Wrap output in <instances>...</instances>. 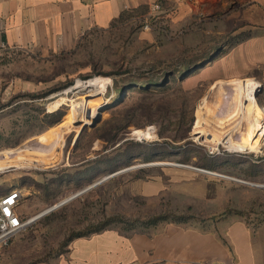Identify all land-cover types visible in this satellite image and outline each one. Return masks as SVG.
Wrapping results in <instances>:
<instances>
[{
    "label": "rangeland",
    "instance_id": "1",
    "mask_svg": "<svg viewBox=\"0 0 264 264\" xmlns=\"http://www.w3.org/2000/svg\"><path fill=\"white\" fill-rule=\"evenodd\" d=\"M157 18L150 29L136 18L113 22L57 52L0 51V159L7 152L53 159L0 169V200L17 194L16 210L30 221L101 181L29 222L0 249V264L54 263L70 251V237L104 224L87 236L157 232L172 221L168 213L190 217L183 224L191 228L224 230L225 244L228 228L241 224L250 257L264 264V70L250 77L260 84L258 110L249 105L244 121H235L234 82L247 77L212 86L204 69L217 48L233 41L230 30L203 24L200 12L175 25ZM91 78L107 81L94 97V88L80 85ZM88 96L110 102L96 115L88 109L90 124L73 121L68 105ZM58 98L63 102L52 107ZM199 119L221 132L233 119L238 130L221 133L218 142L198 133ZM254 119L261 123L260 150L231 149L228 138H243ZM56 133L62 142L54 157Z\"/></svg>",
    "mask_w": 264,
    "mask_h": 264
},
{
    "label": "crops",
    "instance_id": "2",
    "mask_svg": "<svg viewBox=\"0 0 264 264\" xmlns=\"http://www.w3.org/2000/svg\"><path fill=\"white\" fill-rule=\"evenodd\" d=\"M154 3L160 4L158 12L151 11ZM199 12L203 24L219 25V33L228 28L234 37L206 61L208 84L257 78V70H264V0H0V51L70 48L85 34L110 27L123 13L131 19L158 15L175 25ZM227 231L228 244L224 230L203 231L176 221L150 234L104 231L76 237L54 263L37 264H257L250 257L247 229L234 223Z\"/></svg>",
    "mask_w": 264,
    "mask_h": 264
},
{
    "label": "bare ground",
    "instance_id": "3",
    "mask_svg": "<svg viewBox=\"0 0 264 264\" xmlns=\"http://www.w3.org/2000/svg\"><path fill=\"white\" fill-rule=\"evenodd\" d=\"M78 83H81V82L79 81ZM106 83H107V81L106 80H103L101 78H91V79L86 80L85 82L81 83L80 85L82 87H84L85 89L86 88H89V87L90 88H94V92L92 93V96L94 97L97 94H101V89L104 88V86H105ZM234 83L236 85V97L235 98H237L235 102L237 103V100H238V103H237L236 108L234 107L235 108L234 110L235 111L237 110V113L236 114L233 113L232 115L233 116L236 115L235 121L240 117V115H242L241 118H243L242 121H244V111L246 112L247 106L250 105L252 107V110L253 111H257L258 110V105H257V102H256V95L255 94H256V90L260 86V84H259L258 81L254 80L253 78H250V77L246 78L243 83H240V82H234ZM220 87H222V86H220ZM90 97L91 96L83 97V98H80V99H73V100H71V103L68 106L70 107V112L73 115V118H72L73 121H76L75 119H77L78 116H79L80 118H83V123L82 124H90L92 118L91 117H88V113H87L88 112V109L91 108V110H93L92 113L96 115L97 111L99 109H101L102 106H104L105 104H107L108 102H110L109 100L108 101H102L100 99L99 100H91ZM62 102H63L62 99H59L58 98V100H56L53 103L52 107L57 108V106L60 103H62ZM243 108H245L244 111H243ZM95 115H93V116H95ZM232 120L230 121V123L227 124L228 126L226 124H224L222 126H220L221 124L220 125H217L218 124L217 122H214V124H216L217 126H219L221 129L223 127L227 126L228 129L225 130L224 132H226V131H228L230 129L231 130L233 129L234 131L235 130H238V127H237L238 126V123H236L234 120L233 121ZM202 121H203V123L205 122L204 119L203 120L199 119V122L197 124L198 133L200 135L203 134L204 137H207V134H210L212 136V138H215L218 142L221 141L219 137L224 132H221L218 127H214V128H211V129H209L208 127L205 128L204 126H202ZM238 121L240 122V120H238ZM249 123L250 124H248V129L246 130V135H243L244 136L243 138H241V139L233 138V136L235 134H233L230 137L228 136L229 137L228 138L229 147L231 149L244 150L246 148H251V149L258 148V144L260 143L259 141L261 139V137L258 136V134L260 132V128H261V123L258 120H256V119L250 121ZM211 124H212V122H211ZM205 125H207V124H205ZM45 137H47V135ZM56 139L57 140L54 142V145H53L54 152H55L54 157L58 155L57 154V152H58L57 151V148H59L61 146L62 134H60V135L57 134V138ZM37 140L39 141V139H37ZM63 140H64V138H63ZM49 141H51V140H49ZM41 148L42 147H37V150L36 151L40 153V150H42ZM258 149L260 150V148H258ZM261 150H263V149H261ZM14 153L15 152H11V153L10 152H7L6 155H5V157L2 158V159H0V169L5 168V167H8V166H16V167L22 166L23 167L24 165H26V166L27 165L32 166V164H41L42 162H44L46 164L53 162V159L44 160V159H39L37 157H34L33 158L31 156L21 155L22 153H18L19 155L18 154L17 155L16 154L14 155ZM37 168H39V167H37ZM36 217H38V215H36L33 218H31L30 219V222L34 221L35 219H38Z\"/></svg>",
    "mask_w": 264,
    "mask_h": 264
},
{
    "label": "built area",
    "instance_id": "4",
    "mask_svg": "<svg viewBox=\"0 0 264 264\" xmlns=\"http://www.w3.org/2000/svg\"><path fill=\"white\" fill-rule=\"evenodd\" d=\"M161 9L159 3L151 5L152 12H158ZM155 15H144L140 17L143 28L150 29L153 26L152 18ZM17 194L12 193L4 196L0 200V249L7 246L22 232L30 221H24L16 210ZM132 264H141L140 262H133ZM216 264H224L222 262Z\"/></svg>",
    "mask_w": 264,
    "mask_h": 264
},
{
    "label": "trees",
    "instance_id": "5",
    "mask_svg": "<svg viewBox=\"0 0 264 264\" xmlns=\"http://www.w3.org/2000/svg\"><path fill=\"white\" fill-rule=\"evenodd\" d=\"M133 15H130L129 13L128 14H122L116 21H124V20H129V19H131V17H132ZM133 19V18H132ZM115 21V22H116ZM113 24V23H112ZM226 213H228V211H226ZM167 216H164V218H170V217H173V219H172V221H176V222H183V221H186L188 218H190V217H185V216H183V215H175V214H171V213H168V214H166ZM223 215V214H222ZM163 216H161V217H153V218H151V220H150V224H157L158 223V220L160 219V218H162ZM105 224L102 226V227H92L91 228V231L90 232H83V233H79V234H75V235H73L72 237H70L68 240V242H71L73 239H75L76 237H81V236H87L88 234H90V233H95V232H98V231H100V230H102V229H104L105 228ZM61 253H63V252H61Z\"/></svg>",
    "mask_w": 264,
    "mask_h": 264
},
{
    "label": "water",
    "instance_id": "6",
    "mask_svg": "<svg viewBox=\"0 0 264 264\" xmlns=\"http://www.w3.org/2000/svg\"><path fill=\"white\" fill-rule=\"evenodd\" d=\"M100 117H101V116H99L96 120H94V122H93V126H94V125L100 120ZM83 128H84V126H83ZM83 128H82V129H83ZM117 173H119V171H116V172L111 173L110 175H108L107 177H105L103 180L108 179V178L114 176V175L117 174ZM99 182H101V181H99ZM99 182L90 185L89 187L85 188L84 190H82V191H80V192H78V193H76V194L70 196L69 198L63 200V201L60 202L59 204L53 205V206L50 207L49 209H47V210L41 212V213L38 215V217H36V218H39V217L45 215L46 213L52 211L53 209L57 208L58 206L62 205L63 203H65V202H67V201L73 199L74 197L78 196L80 193H82V192H84V191L90 189L91 187L97 185ZM254 185H256V184H254ZM257 186H263V185H257Z\"/></svg>",
    "mask_w": 264,
    "mask_h": 264
}]
</instances>
